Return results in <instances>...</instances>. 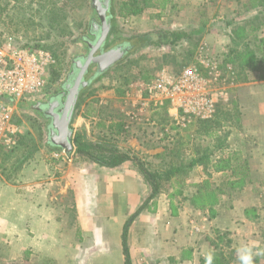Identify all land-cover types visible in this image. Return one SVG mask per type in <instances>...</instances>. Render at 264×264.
Instances as JSON below:
<instances>
[{
    "label": "rangeland",
    "instance_id": "rangeland-1",
    "mask_svg": "<svg viewBox=\"0 0 264 264\" xmlns=\"http://www.w3.org/2000/svg\"><path fill=\"white\" fill-rule=\"evenodd\" d=\"M110 1L116 13L113 43L156 30H182L187 37L174 46L163 43L138 48L102 74L92 67L84 77L89 87L77 105L78 109L84 106L83 116L90 129L79 134L86 139L90 134L92 140L129 150L152 170L164 171L168 164H182L209 152V157L191 171L161 180L160 193L155 198L160 197L165 207L168 201L164 200L169 199L175 212L191 215V223L199 228L194 229L198 233L195 235L208 233L214 237L230 264H246L247 255H251V264H264V80L258 79L262 69L243 67L240 72V67L235 70L237 65L226 58L232 31L237 26L245 27L247 33L238 49L248 43L258 58L264 56L250 29L260 21L262 27L256 34L264 36V6L253 10L248 0H166L162 8L163 0H151L143 13L121 15L119 10L125 0ZM74 2L0 0V47L11 43L42 49L56 61L39 101H46L61 90L73 60L87 52L84 40L97 14L92 0H84L79 6ZM201 55L209 65L204 64ZM212 66L220 70L222 79L213 80ZM187 67L197 68L211 80L210 88L219 101L209 119H217V124L201 126L200 122L209 119L195 116L185 125L177 124L168 105L150 103L144 88L149 80H143V75L154 79L163 73L179 74ZM34 102L16 104L13 122L20 128L16 143H0V173L12 183L31 159L41 156L52 163L57 158L55 152L62 160L67 156L65 150L47 145L49 122L41 112L29 107ZM213 131L217 136L210 135ZM162 152L166 155L156 156ZM74 153L75 147L69 155L75 159ZM236 154L248 161L249 176L244 180L231 176L232 169L238 171L241 163L227 159ZM147 184L149 196L151 186ZM199 187L207 203L204 209L200 198L193 200ZM203 213L213 222L205 220ZM19 259L18 264H22L23 258Z\"/></svg>",
    "mask_w": 264,
    "mask_h": 264
},
{
    "label": "crops",
    "instance_id": "crops-1",
    "mask_svg": "<svg viewBox=\"0 0 264 264\" xmlns=\"http://www.w3.org/2000/svg\"><path fill=\"white\" fill-rule=\"evenodd\" d=\"M83 108L75 111L74 136L90 129ZM53 155L52 163L41 156L25 163L13 183L0 173V264L20 257L22 264H127L129 221L132 264H203L215 252L214 237L195 235L191 215L175 212L169 199L166 208L153 198L134 216L150 190L133 161L106 167L77 154Z\"/></svg>",
    "mask_w": 264,
    "mask_h": 264
},
{
    "label": "trees",
    "instance_id": "trees-1",
    "mask_svg": "<svg viewBox=\"0 0 264 264\" xmlns=\"http://www.w3.org/2000/svg\"><path fill=\"white\" fill-rule=\"evenodd\" d=\"M84 0H75L74 5L79 6ZM151 0H125L122 2L119 14L121 15H139L144 12L146 7L149 6ZM248 3L250 5V8L253 10H256L257 8L264 6V0H248ZM166 0H163L161 3V7H165ZM110 13L112 16L111 20V33L110 35H113L115 32L114 23L116 21V13L114 11V8L112 6L111 1V7H110ZM255 21V19H253ZM262 23L259 21V24L253 25L250 27L251 34H253L254 40H258L259 46L261 50H264V36L259 37L257 32L261 29ZM66 29L63 30V33H65ZM90 32V26L88 28V33ZM231 36V45L229 46L228 53L226 54L227 60L231 63H235L237 67L235 70L240 67V72H242L243 67H248L251 70L256 71L259 68L262 69V74L259 75L260 80H264V56L258 58L254 52L253 49H250L249 44L245 43L242 45V49L239 50L240 43L242 40L247 37L246 28L242 26H237L232 31ZM257 33V34H256ZM186 32L182 30H156L152 32L142 33L138 34L128 40H119L116 43H125L128 44L129 49L125 56L119 60L117 63H121L130 53L134 52V50L145 47V46H151V45H158L166 43L167 45L174 46L178 44L181 40L186 38ZM241 40V41H240ZM85 44L89 42V40H84ZM80 56V55H79ZM78 56V57H79ZM106 72V71H105ZM239 72V77H240ZM104 73V72H103ZM153 77L150 75H143V80H150ZM246 79V78H245ZM66 80V79H65ZM64 80V82H65ZM246 81V80H245ZM62 82V84L64 83ZM61 84V87H62ZM89 86H86L81 90L80 98L82 97V94L86 91V89ZM2 100L5 99V97L0 96ZM79 98V102L81 99ZM35 101L33 104L39 101L37 100H24L23 102H31ZM41 101V100H40ZM26 104V103H25ZM32 103H29V107H32ZM216 117V116H215ZM217 119H209V120H203L199 123L201 126L210 127L211 124H217ZM211 123V124H210ZM119 131L121 132L122 128L119 124ZM210 135L217 136V133L215 131L211 132ZM72 142L75 147V153L81 157H85L101 166L106 167H116L119 166L126 161H133V163L136 165L138 171L143 176V178L150 184L151 186V193L150 195L143 200L142 204L137 208L134 216L138 215L140 212H142L146 207L148 206L149 202L155 198L160 193V184L161 180H170L173 177L177 176L180 173H186L193 169L194 166L201 164L204 162L206 158L209 157V152L204 153L201 156L188 158L183 162L182 164H168L167 168L164 171L160 170H152L150 169L147 164L143 161H141L139 158H137L134 154H132L129 150H124L117 146L116 144L106 142V141H90L86 139L83 134L76 133L75 136H73ZM47 145H50L46 141ZM51 146V145H50ZM166 152H162L160 154H157L156 156H159L160 158L162 156H165ZM235 160H238L239 164L237 167H239V170L237 171L235 168L232 169L231 176H236L240 180H244L246 177L249 176L248 172V161L246 158H243L240 154H236L235 157H231L227 159V162L237 163ZM241 160V162H240ZM235 165V164H234ZM230 183V180L228 181ZM199 186V185H198ZM220 192V189L216 187ZM202 188H198V192L195 193V196L193 197V200L200 198L201 200V207L204 209L207 207V203L203 201L204 199L202 196L204 195L202 193ZM130 221L126 224L123 232V246H124V254L127 264H132L129 254V249L127 245V231ZM203 264H230V262L227 261L225 254L222 252V247L215 244V252L210 257H207L202 260Z\"/></svg>",
    "mask_w": 264,
    "mask_h": 264
},
{
    "label": "built area",
    "instance_id": "built-area-1",
    "mask_svg": "<svg viewBox=\"0 0 264 264\" xmlns=\"http://www.w3.org/2000/svg\"><path fill=\"white\" fill-rule=\"evenodd\" d=\"M200 57L205 65H209L204 56ZM55 62L54 57L42 49L11 43L0 47V96L5 97L0 100V143H16L20 133V128L13 122L16 104L41 99ZM210 75L213 80L222 79L220 70L215 66H212ZM210 81L197 68L187 67L179 74H160L144 83V88L150 103L168 105L173 120L185 125L193 116L209 119L214 115L219 99L211 90Z\"/></svg>",
    "mask_w": 264,
    "mask_h": 264
},
{
    "label": "water",
    "instance_id": "water-1",
    "mask_svg": "<svg viewBox=\"0 0 264 264\" xmlns=\"http://www.w3.org/2000/svg\"><path fill=\"white\" fill-rule=\"evenodd\" d=\"M92 6L97 12L102 23V34L96 44L90 45V51L86 59L82 56L73 60L72 68L62 84L61 90L51 95L46 101H38L32 105L34 109L41 112L48 120L46 141L51 146L61 148L70 155L74 150L72 123L79 102L80 93L89 85L84 81L83 74L90 63L98 65L97 74H102L127 53L128 44L119 45L99 55H94L106 41L111 28L110 16H107L108 8L102 6L101 0H92ZM84 59V63L82 62Z\"/></svg>",
    "mask_w": 264,
    "mask_h": 264
},
{
    "label": "flooded vegetation",
    "instance_id": "flooded-vegetation-1",
    "mask_svg": "<svg viewBox=\"0 0 264 264\" xmlns=\"http://www.w3.org/2000/svg\"><path fill=\"white\" fill-rule=\"evenodd\" d=\"M101 3H102V6L104 8H108L107 10V16H110V21L112 20V16H111V13H110V7H111V1L110 0H101ZM97 14V12H96ZM111 33V28L109 30V33L107 35V38H106V41L105 43L95 51L94 55H99L101 54L102 50L103 52H106V51H109L119 45H123L125 43H113L112 42V35H110ZM101 34H102V23H101V20L97 14V20H93L90 22V32L89 34L86 36L87 40H89V42L87 43V46H88V49H87V52L82 55V58L86 59L88 54H89V51H90V45H94L97 43V41L99 40V38L101 37ZM111 42V43H110ZM102 49V50H101ZM84 59H82V62L84 63ZM96 67L98 69V65L96 63H90L89 66L87 67V70H85L84 74H83V78L86 77V75H88L90 73V71H92V67Z\"/></svg>",
    "mask_w": 264,
    "mask_h": 264
},
{
    "label": "clouds",
    "instance_id": "clouds-1",
    "mask_svg": "<svg viewBox=\"0 0 264 264\" xmlns=\"http://www.w3.org/2000/svg\"><path fill=\"white\" fill-rule=\"evenodd\" d=\"M246 264H251V255H247L244 257Z\"/></svg>",
    "mask_w": 264,
    "mask_h": 264
}]
</instances>
